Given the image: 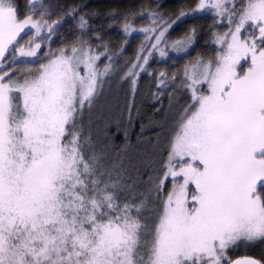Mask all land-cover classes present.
I'll list each match as a JSON object with an SVG mask.
<instances>
[{"label": "snow or ice", "instance_id": "obj_1", "mask_svg": "<svg viewBox=\"0 0 264 264\" xmlns=\"http://www.w3.org/2000/svg\"><path fill=\"white\" fill-rule=\"evenodd\" d=\"M203 12L228 27L212 33L214 59L184 67L178 83L191 101L162 170L147 148L112 158L84 135L85 110L110 79L135 94L156 53H187L195 26L175 41L166 34ZM137 16L150 23L136 28ZM72 21L79 34L54 51ZM120 23L145 41L122 74L120 53L101 50L99 34L94 46L80 9L28 0L21 17L16 0H0V264H232L234 246L264 243V0H196L175 19L128 10ZM176 85V73L159 72L153 98Z\"/></svg>", "mask_w": 264, "mask_h": 264}, {"label": "trees", "instance_id": "obj_2", "mask_svg": "<svg viewBox=\"0 0 264 264\" xmlns=\"http://www.w3.org/2000/svg\"><path fill=\"white\" fill-rule=\"evenodd\" d=\"M194 1L83 0V4L85 7L95 8L100 16L104 14L103 18L95 21L97 27L90 38L95 46V36L99 34L102 41L101 50L104 45H107L109 54L120 53L116 58V64L122 74L127 70L126 62L136 58L141 44L145 42L141 32L125 35L120 23L122 14L128 10L139 12L141 9L151 8L161 13L166 19H175L181 9L190 12ZM214 19L211 14H195L186 17L187 22H178L173 25L166 34L168 41L182 39L184 34L195 26L197 28L195 44L185 55L183 53L175 55V53L169 52L168 57L161 58L156 53L149 60L147 66L148 72H151L152 75L149 76L148 72L140 73L135 94L131 92L127 81H121L119 78L110 79L104 85L98 103L90 111L85 110L83 116L84 135L90 137L92 143L98 147H105L109 150L112 158H115L122 149L127 150L131 156H137L147 148L154 155L153 167L158 171L162 170L167 161L170 142L179 130L183 110L191 101V93L179 86L178 82L183 79L180 75L177 76V85L165 89V94L156 100L153 98V93L157 91L156 77L161 71H165L171 76L170 72L177 62L184 64L185 67V65H191L198 57L205 61V51L209 47L212 48L213 45L209 33L218 29ZM149 23L150 21L146 18L139 16L134 21L136 28L147 26ZM67 36V29L63 27L55 39L57 47L62 41L65 42ZM194 51H196V55L193 54ZM101 61H98V64L103 68L107 60L101 57ZM169 92L172 93L171 102ZM130 103L132 105L131 113L129 112ZM164 194L163 198H165ZM158 205L160 202L155 201L145 212L150 223L154 220ZM243 257H251L264 262V243L239 244L228 252L231 262Z\"/></svg>", "mask_w": 264, "mask_h": 264}, {"label": "rangeland", "instance_id": "obj_3", "mask_svg": "<svg viewBox=\"0 0 264 264\" xmlns=\"http://www.w3.org/2000/svg\"><path fill=\"white\" fill-rule=\"evenodd\" d=\"M16 2L18 3L19 5V11H20V14H21V17H23V14L26 12L27 10V7H28V0H16ZM46 3H50L53 5V7H59L60 9H70V8H78L81 10V15H85L86 16V19L89 20V23L91 25V28L90 30L88 31V35L89 37H91V35L93 34V32L96 30V25H95V21L97 19L100 20V18L102 17L103 18V15L100 16L98 15V11L95 9V8H88V7H85L84 4H83V0H45ZM241 2H244V0H236V3L239 4ZM196 5V0L194 1V4L192 6V9L195 7ZM92 13H96V15H91ZM196 14H205V15H210L211 13L210 12H203V13H196ZM212 15V14H211ZM71 19V18H69ZM215 20V19H214ZM76 21H72L70 24H67L64 26L65 29H67V37H65V42H61L60 43V46L57 47V42L56 40H54V42L51 44V48L56 50L58 48H60L64 43L66 42H71L72 40L75 39V37L79 34V30L76 28ZM218 26V29H214L212 32L209 33V38L212 40V33L213 32H223V31H226L227 30V22L225 21L223 24H216ZM141 35L144 37V33L141 32ZM60 38V37H59ZM171 41H175V40H170L169 42ZM143 42V41H142ZM144 43V42H143ZM47 45H45V50H47ZM219 50V46L214 44L212 45V48H207L206 51H205V61H208L210 59H214L216 57V53L217 51ZM169 52H172L171 50H169ZM175 53V52H173ZM177 53H175L176 55ZM184 55L186 53H183ZM194 55H196V51L193 52ZM135 59H133L134 61ZM195 61H193L192 64H194ZM185 63V62H184ZM243 63V62H242ZM175 65V64H174ZM102 69V68H101ZM171 75L173 73H176L177 76H182L183 78V73H184V64H181V63H176V66L174 67V69L170 72ZM206 86V85H205ZM204 86L205 90H206V87ZM166 183L168 184L167 186V190H170L172 185H171V182H170V178H169V181H166ZM167 190H166V194H164V197L166 198V195H167ZM240 244H244V243H240Z\"/></svg>", "mask_w": 264, "mask_h": 264}, {"label": "water", "instance_id": "obj_4", "mask_svg": "<svg viewBox=\"0 0 264 264\" xmlns=\"http://www.w3.org/2000/svg\"><path fill=\"white\" fill-rule=\"evenodd\" d=\"M243 259H245V258H240V259H238L236 261H242ZM236 261L232 262V264H235Z\"/></svg>", "mask_w": 264, "mask_h": 264}]
</instances>
